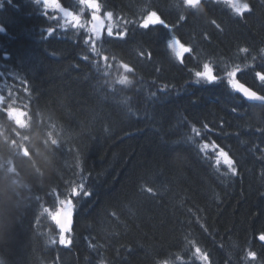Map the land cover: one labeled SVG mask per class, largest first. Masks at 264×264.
Masks as SVG:
<instances>
[{"label": "trees", "instance_id": "16d2710c", "mask_svg": "<svg viewBox=\"0 0 264 264\" xmlns=\"http://www.w3.org/2000/svg\"><path fill=\"white\" fill-rule=\"evenodd\" d=\"M97 1L124 37L94 31L87 4L83 25L44 0L4 15L0 264H153L182 248L184 264H264V102L232 85L264 96V0ZM207 66L220 82L199 79ZM194 129L211 141L199 157Z\"/></svg>", "mask_w": 264, "mask_h": 264}, {"label": "rangeland", "instance_id": "374dc122", "mask_svg": "<svg viewBox=\"0 0 264 264\" xmlns=\"http://www.w3.org/2000/svg\"><path fill=\"white\" fill-rule=\"evenodd\" d=\"M47 1V3L49 4V5H51V6H55V7H59L60 9H61V7L59 6V4L57 3V2H55V0H46ZM68 17H70V18H72L73 20L74 19H76V17L74 16V15H72V14H66ZM106 18L108 19V20H110V25H109V28H108V32L110 33V34H114V28H113V18H112V16L111 15H107L106 16ZM95 20L93 21V23H92V26L93 27H96V28H100V29H102V28H104V26H106V24H104V22L100 19V18H98V17H95L94 18ZM169 146L171 147L172 146V144H169ZM66 228L64 229V231L62 232V234H61V237H62V239L63 240H65V241H67V235H68V233H69V227H70V220H69V222L67 221L66 222ZM78 228V227H77ZM77 228H76V234H77ZM84 231H88L86 228H84ZM176 264H181V261H178Z\"/></svg>", "mask_w": 264, "mask_h": 264}, {"label": "water", "instance_id": "95a60500", "mask_svg": "<svg viewBox=\"0 0 264 264\" xmlns=\"http://www.w3.org/2000/svg\"><path fill=\"white\" fill-rule=\"evenodd\" d=\"M193 5H197L201 0H189ZM236 91L242 94L248 101H256L258 97L245 86L237 84Z\"/></svg>", "mask_w": 264, "mask_h": 264}, {"label": "bare ground", "instance_id": "6f19581e", "mask_svg": "<svg viewBox=\"0 0 264 264\" xmlns=\"http://www.w3.org/2000/svg\"><path fill=\"white\" fill-rule=\"evenodd\" d=\"M139 15H143L141 13H138ZM143 23V21H142ZM191 140L193 141V143H197V144H202V145H205V146H211L210 145V140H206L204 137H203V133L197 129H194L192 131V135H191Z\"/></svg>", "mask_w": 264, "mask_h": 264}]
</instances>
